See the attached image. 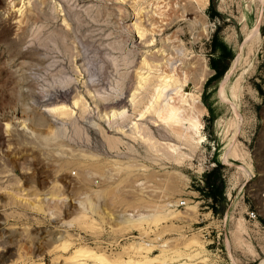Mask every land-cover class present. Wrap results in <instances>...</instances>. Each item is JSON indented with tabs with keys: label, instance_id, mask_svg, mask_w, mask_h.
Returning a JSON list of instances; mask_svg holds the SVG:
<instances>
[{
	"label": "rangeland",
	"instance_id": "374dc122",
	"mask_svg": "<svg viewBox=\"0 0 264 264\" xmlns=\"http://www.w3.org/2000/svg\"><path fill=\"white\" fill-rule=\"evenodd\" d=\"M154 1L0 0V264H63L79 245L119 256L151 242L156 257L162 244L171 253L196 233L204 242L203 232L215 240L203 243L206 264L264 259V0H213L212 9L210 0H166L174 6L164 20ZM166 54L189 71L184 98L205 108L202 140L191 152L152 116L140 124L150 145L180 147L179 167L134 141L127 126ZM113 110H125V120L107 121ZM180 127L194 136L185 120ZM87 199L97 208L86 213L93 228L77 219ZM140 199L185 205L179 219L144 224L145 235L120 230L127 202ZM190 201L195 212L186 211Z\"/></svg>",
	"mask_w": 264,
	"mask_h": 264
},
{
	"label": "bare ground",
	"instance_id": "6f19581e",
	"mask_svg": "<svg viewBox=\"0 0 264 264\" xmlns=\"http://www.w3.org/2000/svg\"><path fill=\"white\" fill-rule=\"evenodd\" d=\"M196 1H202L204 5L207 3V0ZM153 4H155V15H157V17L161 18L162 20L170 15L169 10L173 9L174 6L170 5V8L167 10L169 4L166 2V0H155ZM257 35L258 26L256 25L252 29V31H250V33L246 35L244 44L249 43ZM175 51L177 52V54L178 52H180L177 49H175ZM180 53H182V51ZM162 60L163 62L160 65L164 67V69L162 70L161 75L156 77V81L150 87L151 90L148 92L147 99L142 103L141 108L136 110V112L133 111V118L129 120L127 126L130 128V135L134 141L141 140L144 144L148 145L151 150L160 153L159 155L163 159L172 160L175 166L179 167L182 163L183 158L185 157L183 154H181L180 147L175 144L167 145L166 148H161L155 146L154 144L150 145L149 137L144 134L145 125H142L140 123L146 121L149 116H152L153 126H161L166 130H170L174 139L178 143L189 149L191 152H195L202 140V136L200 135L202 124L199 120V115H201L205 111V108L199 103V101H196V98L193 97L192 102L189 103L180 91L183 84L187 81V74H189L188 70L184 71L182 70V67H180L183 64L182 59L177 57L174 58L172 55L166 54ZM234 66L235 65L233 62L232 69L230 70L233 71ZM244 73H242L240 78H243ZM227 76L222 81L223 83L221 84L222 86L219 90L220 98L224 101H227V98L225 96L226 94L223 89V85L227 79ZM138 79L139 82L145 81L144 77H138ZM146 80H148L147 77ZM204 80L205 78H201L198 81L197 89L202 86ZM237 86H239V84H235V86L232 87L231 95L234 96ZM140 87H143L142 84H140ZM63 95L64 94L61 93L60 98H62ZM134 95L135 92L132 94V97L129 100L130 106L133 107H135L136 104ZM183 104L189 105V109H187L185 115L182 114L183 110H185L183 109ZM181 114L183 116L182 118ZM59 115L65 114L63 112H60ZM125 117V110H113L107 117V121L116 123L123 122L125 120ZM184 120L188 123L189 129L192 130L194 136H192L191 134L189 136L188 133H185V131L180 127L181 122ZM140 125H142L143 127ZM124 127L125 126L117 124L115 126V131L117 133L124 134ZM114 147H116V145ZM226 158L227 156L224 157V161H226ZM240 169L241 171L246 172L244 167H240ZM52 196L53 195H51L49 199H51ZM179 203V200H173L172 202L166 204L153 205L147 203V205L141 199L127 202L125 210L122 212L121 216L123 220L118 222V228L124 231L128 230L129 228L139 229L141 230V233L145 235L147 234L148 230H146V227H142L144 224L148 225L147 229H149L150 224H153V226L157 228L159 225L164 224L165 222L179 219L182 216L181 212H179L177 209ZM189 203L190 204L187 206L186 211L195 212L197 209L196 203H194L193 201H190ZM80 207L82 209V212L80 218L77 219L83 220V223L85 225L88 224V226L93 228L95 226L94 220H91V217L87 216L86 213L88 214V212L93 213L94 211H96V205L92 203L91 200L87 199L86 202H80ZM129 211L131 212L130 214L127 213ZM237 230L240 233L244 231V228L242 227L240 221L238 222ZM198 234L196 233L190 238L183 239L182 247L176 248L175 250L171 251V253H168V251L165 250L167 243L162 244L159 247L160 254L156 257H153L152 254L153 246L150 245L151 242H148V244L137 243L135 245L124 247L122 253L119 256H109L105 253H101L98 250H93L92 248L79 245L77 247L75 246V249L67 258H65V262L63 264H152L154 262L165 264L166 262L173 259H179L178 263L180 264H206V262L208 261L207 258H204L206 249L203 245L204 242L200 240ZM157 238L158 237H156L155 239ZM226 242H228V240ZM69 247L70 244H67L66 242H63L60 245V248L63 250H67ZM171 254L173 255L170 256ZM197 260L200 261L195 263V261ZM263 263L264 259L261 260L259 264Z\"/></svg>",
	"mask_w": 264,
	"mask_h": 264
},
{
	"label": "built area",
	"instance_id": "2783aa9c",
	"mask_svg": "<svg viewBox=\"0 0 264 264\" xmlns=\"http://www.w3.org/2000/svg\"><path fill=\"white\" fill-rule=\"evenodd\" d=\"M184 205H185V202H184V201L180 202V206H184ZM247 215H248V217H249L250 220H255V219H256V216H257L256 213H255L254 211H251V212L248 213ZM219 235H221V233H220ZM219 235L216 237L217 245L219 244ZM201 237L203 238V240H204L206 246H210V245L212 246V245L215 243L214 238L211 239L210 241H206V240H208L209 237H210L209 234H205V233L203 232V234L201 235ZM229 260H230V263H229V264H232L231 259H229Z\"/></svg>",
	"mask_w": 264,
	"mask_h": 264
},
{
	"label": "trees",
	"instance_id": "16d2710c",
	"mask_svg": "<svg viewBox=\"0 0 264 264\" xmlns=\"http://www.w3.org/2000/svg\"><path fill=\"white\" fill-rule=\"evenodd\" d=\"M209 7H210L211 9L214 8L213 0H210ZM211 64H213V63H211ZM212 68H213V70L218 71L217 67H215L214 65H212Z\"/></svg>",
	"mask_w": 264,
	"mask_h": 264
}]
</instances>
